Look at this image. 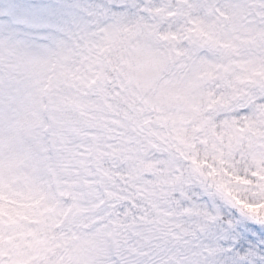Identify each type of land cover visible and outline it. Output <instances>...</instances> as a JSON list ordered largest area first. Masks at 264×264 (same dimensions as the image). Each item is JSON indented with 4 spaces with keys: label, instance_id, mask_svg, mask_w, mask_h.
<instances>
[{
    "label": "snow or ice",
    "instance_id": "6c2138e0",
    "mask_svg": "<svg viewBox=\"0 0 264 264\" xmlns=\"http://www.w3.org/2000/svg\"><path fill=\"white\" fill-rule=\"evenodd\" d=\"M0 264H264V0H0Z\"/></svg>",
    "mask_w": 264,
    "mask_h": 264
}]
</instances>
